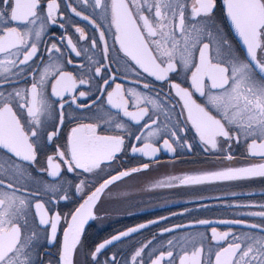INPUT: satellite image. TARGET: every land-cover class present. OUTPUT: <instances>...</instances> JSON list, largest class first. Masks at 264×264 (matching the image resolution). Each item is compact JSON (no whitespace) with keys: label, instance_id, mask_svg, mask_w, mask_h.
Listing matches in <instances>:
<instances>
[{"label":"snow or ice","instance_id":"6c2138e0","mask_svg":"<svg viewBox=\"0 0 264 264\" xmlns=\"http://www.w3.org/2000/svg\"><path fill=\"white\" fill-rule=\"evenodd\" d=\"M197 149L206 166L113 196L163 152L175 167ZM257 179L264 0H0V264H264V203L225 200L232 214L214 220L199 218L200 195L199 209L171 212L192 223L127 253L121 245L169 216L88 238L106 200Z\"/></svg>","mask_w":264,"mask_h":264},{"label":"flooded vegetation","instance_id":"af4514ba","mask_svg":"<svg viewBox=\"0 0 264 264\" xmlns=\"http://www.w3.org/2000/svg\"><path fill=\"white\" fill-rule=\"evenodd\" d=\"M80 23L83 25L85 22L81 21ZM72 31H74V29ZM73 58L75 59V57ZM206 157V153H203L201 150L197 149L192 153H187L183 160L177 159L175 162L176 166L173 167L170 163L171 154L163 152L160 156L162 161L161 164L153 165L146 173L137 174V178L135 180L129 179L126 184L123 182H118L119 188L113 186V196L116 194V192L123 188L136 189L148 181L162 178L168 174H181L186 171L204 167L206 166L204 163ZM130 163H135V161H131ZM234 163H240V161H234ZM246 183H248V187L227 189L223 186H219L210 188L209 191L205 193H187L183 190L177 189L172 190L175 191L177 195L171 198L168 195L158 197L156 195L140 192L133 196L130 202L127 204L113 205L106 200L105 207L109 210L110 214L105 215L104 212L101 213L105 217L103 223L90 222L93 224V227L89 228L88 230L89 242H102L105 238H109L112 234H116L120 230H125L127 227L135 226L139 223L147 221L148 219H159V217L162 215L169 216L168 220L160 221L159 227L157 225H152L149 229L142 230V233L134 234L133 240L121 245L120 250L124 253H127L131 250L133 244H139L141 241H146L150 239L153 234H157L158 236L160 228L165 226H173L177 223H192L198 217L187 213H185L183 217L179 215L171 216V212L182 213L184 212L185 207L190 209H199L200 201L197 198L200 195L209 197L203 201L209 205V209L201 210L199 218H211L214 220L228 217L232 214L225 209V200L264 203V182H261L259 179H257L255 181ZM231 191H236L237 193L243 192L245 194L232 197L230 195ZM248 193L252 194L249 195ZM216 196H221L223 199L216 200L214 198ZM185 200H192L194 202L185 203ZM165 201L169 202L165 203ZM136 204H140L141 206L137 208ZM118 205L120 206L118 207ZM113 208L119 209V211L113 212ZM127 209H130L132 214H128L126 211ZM196 227L204 230L207 226L196 225ZM228 227L229 226L227 225H217L218 231L228 230ZM176 231L177 233L182 234L184 231H187V229H177ZM171 235L172 234L170 233H164V236H158V239L166 241L167 238H171ZM207 235L209 237L211 236L210 230L207 232ZM109 255H111V253H109Z\"/></svg>","mask_w":264,"mask_h":264},{"label":"rangeland","instance_id":"374dc122","mask_svg":"<svg viewBox=\"0 0 264 264\" xmlns=\"http://www.w3.org/2000/svg\"><path fill=\"white\" fill-rule=\"evenodd\" d=\"M120 205H118V207H119Z\"/></svg>","mask_w":264,"mask_h":264}]
</instances>
